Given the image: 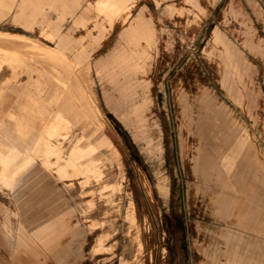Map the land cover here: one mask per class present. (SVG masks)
Instances as JSON below:
<instances>
[{"label":"rangeland","instance_id":"obj_1","mask_svg":"<svg viewBox=\"0 0 264 264\" xmlns=\"http://www.w3.org/2000/svg\"><path fill=\"white\" fill-rule=\"evenodd\" d=\"M99 1L0 0L1 236L16 221L41 264H264V50L246 45L241 14L222 18L233 2L264 38V0L175 18L167 5L185 0H119L134 7L125 25ZM216 27L252 66L245 106L206 59ZM71 47L91 55L94 82ZM53 62L76 93H29L18 70ZM101 234L111 248L96 247Z\"/></svg>","mask_w":264,"mask_h":264},{"label":"crops","instance_id":"obj_2","mask_svg":"<svg viewBox=\"0 0 264 264\" xmlns=\"http://www.w3.org/2000/svg\"><path fill=\"white\" fill-rule=\"evenodd\" d=\"M165 0H155L157 6H161ZM188 4L178 5L176 3H169L166 7L167 13L172 17L175 18L178 15H185V14H194V16L198 17L199 14L206 15L208 12H213L216 8V3L218 0H185ZM101 4H110L112 5L113 9L112 12L118 14L119 20L122 22V25H125L132 13L134 7L126 8L124 5L120 4L119 0H100ZM139 8V7H138ZM231 11L232 13L236 14L239 13L244 17L242 23L246 26L244 33L246 35V45H248L252 50L255 51H262L264 50V38L257 34V31L253 27L251 20L247 18V16L242 12L239 11L235 4L231 2L225 11L222 14V18L226 19L227 13ZM242 12V13H241ZM261 17L263 12L261 9H257L256 11ZM148 14V10L145 7L138 9L136 11L135 21L139 22L143 19V15ZM150 22L153 25L155 31L153 32L156 39L158 40V33L157 29L154 26V19L150 15ZM213 45L209 49H205L206 59L211 63H217L218 65L223 66L224 72L219 77L220 85L223 89H225L231 96L233 93H239L241 96V105L245 106L244 101H250L249 91H254V79L249 74L250 70L252 69L251 64L247 61L246 56L234 46V44L229 40L228 36L219 28L216 27L213 30ZM159 43V40L154 43ZM68 51L64 52L63 55L68 56L72 61L77 63L79 67H84L88 69L89 74L93 80V67H92V57L89 54L88 56L85 55V60L82 61L81 52L79 51L78 47H71L70 49L67 48ZM220 59V60H219ZM219 60V61H218ZM25 63V60H24ZM55 63V62H53ZM56 64V63H55ZM55 71V72H54ZM67 77L64 76L62 69L56 64L53 66L51 63L50 65H42L37 63L34 65L33 68L27 67V69L23 71H19L18 73L20 79L24 81H29L32 90L30 89L29 93L34 95H41L42 93L46 92V88H50L51 92L54 93H63L67 94L71 92L76 93V89L78 85L76 84V80H74L75 75L72 74L70 71ZM70 78V81H68ZM64 79L65 87H62V80ZM22 82V83H23ZM45 82V83H44ZM94 82V80H93ZM23 92H27L22 90ZM28 93V92H27ZM95 106L94 109L100 110L98 99L95 93ZM233 97V96H232ZM62 102L59 103L61 105ZM67 106L68 109L74 111L75 104L73 101H66L63 103ZM249 102L247 105V110L250 116H252V110L250 109ZM60 109V107H58ZM226 199V196L223 197ZM40 214V213H39ZM39 214L37 217L33 219H28L29 222L35 224L36 221L39 219ZM9 215V213H8ZM22 216V215H20ZM11 217V215H9ZM23 221L24 219L21 218ZM31 220V221H30ZM128 222H130V218L127 217ZM16 221L11 220V223H5L7 227V238L4 239L0 234V243L2 244L3 248L5 249L6 253L12 258L13 264H41L40 261V249L35 247H25L19 245L17 239V232L16 228L13 224ZM1 230V226H0ZM16 232V233H15ZM130 232L128 230L126 237L129 238L130 246L134 248V244L130 240ZM106 236L99 235L95 241L96 247H101L102 243L104 245V238ZM101 249V248H100ZM70 250H65V252H69ZM26 254H32L31 257L26 258ZM36 255V256H35Z\"/></svg>","mask_w":264,"mask_h":264},{"label":"bare ground","instance_id":"obj_3","mask_svg":"<svg viewBox=\"0 0 264 264\" xmlns=\"http://www.w3.org/2000/svg\"><path fill=\"white\" fill-rule=\"evenodd\" d=\"M82 179V178H81ZM143 208V207H142ZM130 217V216H129ZM146 222V221H145ZM144 222V223H145ZM132 224V223H131ZM137 225V224H136ZM146 225H148V224H146ZM132 226V225H131ZM150 226V225H149ZM136 227V226H135ZM146 228H147V226H146ZM150 229V228H149ZM148 229V230H149ZM131 230H132V228H131ZM139 230V229H138ZM145 230V229H144ZM143 230H141V232H142ZM145 232V231H144ZM147 232V231H146ZM149 234V233H148ZM131 237H132V235H130ZM137 236V235H136ZM146 236V235H145ZM137 238H139V242H136V244H139L141 247H143L144 246V243H145V240L143 239L142 241H141V239H140V235H138V237ZM113 239H116V238H113ZM113 239H112V241H113ZM146 240H147V243H154L153 241H152V239H151V236H148V237H146ZM111 241V242H112ZM116 244V243H115ZM155 244V243H154ZM155 245H157V244H155ZM111 246H112V244H111ZM111 246L109 245V242H108V239L105 237L104 238V247H106V248H111ZM153 247V246H152ZM156 247V246H155ZM138 248V247H137ZM163 249V251H167L166 250V248H162ZM104 250H106V249H104ZM147 254V253H146ZM165 254H167V253H165ZM133 257H135L136 255L135 254H133L132 255ZM150 257V256H149ZM121 261L123 262V261H125V259L124 258H121ZM132 261V260H131Z\"/></svg>","mask_w":264,"mask_h":264}]
</instances>
